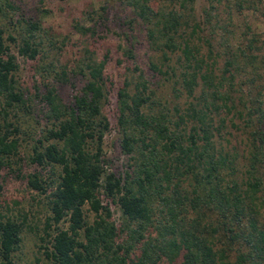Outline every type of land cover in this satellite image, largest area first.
<instances>
[{"label":"trees","instance_id":"16d2710c","mask_svg":"<svg viewBox=\"0 0 264 264\" xmlns=\"http://www.w3.org/2000/svg\"><path fill=\"white\" fill-rule=\"evenodd\" d=\"M123 1L134 16L124 23L130 25L137 17L146 24V38L161 51L162 60L178 52L181 72L174 75V82H179L189 100L182 110L173 108L175 119L170 122L163 113L142 111L149 101L143 94L142 74L137 75L132 94L118 89L119 147L131 160V170L120 175L105 169L102 159V140L109 129L102 110L106 53L97 62L77 65V72L86 78L69 103L50 84L45 83L42 92L34 86L48 126L31 144L28 162L40 170L26 174L25 184L42 195L46 209L40 238H47L48 245H42L44 257L51 264H264V57L257 54L256 35L251 34L246 48L237 53L239 61L225 60L215 76L213 46L193 17V0H169L161 7H154L152 0ZM257 1L233 3L238 9L244 4L255 8ZM5 6L14 9L7 0ZM99 10L102 14L94 25L75 28L93 35L96 25L107 27L105 7ZM0 13L6 16L1 9ZM203 14L207 23L209 14ZM21 20L25 25L17 53L35 60L40 25ZM7 39L14 41L10 35ZM203 43L212 58L209 63L199 53ZM126 54L130 56L129 48ZM148 66L161 74L173 70L168 67L162 72L152 62ZM17 67L0 28V169L10 166L9 160L17 154V139L11 134L18 128L7 121V108L27 109L31 98L16 88ZM48 70L35 65L40 73ZM52 78L68 81L64 69L54 71ZM255 81L252 97L249 87ZM198 82L200 91L195 95ZM234 118L246 130L247 157L239 179L233 165L237 155L231 152L234 147L225 148L229 140L223 133ZM127 127L138 136L128 133ZM137 144L138 156H132ZM47 166L43 175L41 170ZM101 195L117 206V225ZM84 206L92 213L90 221ZM25 219V214L17 220L0 214V264H12L11 253L21 240Z\"/></svg>","mask_w":264,"mask_h":264},{"label":"rangeland","instance_id":"374dc122","mask_svg":"<svg viewBox=\"0 0 264 264\" xmlns=\"http://www.w3.org/2000/svg\"><path fill=\"white\" fill-rule=\"evenodd\" d=\"M7 1L14 9L6 7L5 0H0V9L6 14L5 18L0 13V28L3 30L4 42L9 52L14 55L18 66L15 72L16 88H19L24 96L30 95L31 98L27 104L28 110L19 106L7 108V121L18 128L11 134V137L17 139L18 145L17 154L9 160L10 166H3L0 169V214L4 219L13 220L19 219L22 214L26 215L25 224L20 232L21 240L11 253L12 264H33L35 259H38L37 264H51L42 252V245H48L47 238L40 239L44 237L41 227L43 217L46 215L42 195L37 196L25 184L26 174L40 170L28 162L31 144L48 126L43 117L44 105L38 95L34 96V86L42 92L45 83L50 84L61 100L69 103L72 95L78 91L86 78L77 72V65H83L88 61L97 62L106 53L107 58L102 71L106 101L102 110L108 118L109 129L104 133L102 140V159L105 169L113 170L120 175L126 170H131L129 168L131 160L119 147L120 128L116 123L118 89L123 88L124 92L132 94L134 84L139 81L137 75L142 74L146 80L143 94L149 96V101L142 107V111L146 114L163 113L170 122L175 119L173 108L182 110L189 99L182 92L179 82H174V75L178 76L181 72L182 61L178 59V52L169 53L168 60H162L161 51L156 50L157 48H154L146 38V24L141 23L137 17L130 25L124 23L134 16L131 7L123 0ZM233 1L193 0L191 5L193 17L200 23L201 35L208 38L213 46L215 57L211 70L215 76L220 74L225 60L230 59L234 63L239 61L237 53L246 48V40L251 34L256 35L257 54L264 57V0L257 1L255 8L244 4L241 9L236 8ZM168 2L169 0H152L151 4L154 7H161ZM100 6L105 7L107 27L96 25V32L93 35L75 28L94 25L93 20L102 14ZM204 12L209 14L207 23L203 22ZM21 18L35 20L40 25L36 31V40L40 39V45L35 60L17 53L19 34L23 33L25 25ZM7 35L14 37V41L8 40ZM127 48L131 50L130 56L126 54ZM199 53L206 58L207 63L211 61L212 58L208 57L204 43ZM150 62L157 65L162 72L168 67H172L173 70L167 74L153 72L148 66ZM35 65L49 68L48 73L35 71ZM61 69L67 73L68 81L65 83H59L52 78L53 72ZM255 83L258 81L249 87L252 97L257 89ZM246 86L243 88L246 89ZM199 91L198 82L194 88L195 95ZM1 99L0 97V102ZM261 107L264 109V104ZM126 131L134 133V137L138 136L130 127H127ZM245 131L238 118H234L231 124L227 122L223 130L229 140L225 148L231 150L230 148L234 147L231 152L237 155L233 162L236 171L234 176L237 179L243 176L239 171H242L246 164ZM136 146L138 147V144L135 145L132 156H138ZM41 171L46 175L48 166ZM100 198L102 203L107 201L111 219L117 225L119 223L117 206L106 200L103 195ZM83 211L90 221L92 213L87 211L86 206L83 207Z\"/></svg>","mask_w":264,"mask_h":264}]
</instances>
